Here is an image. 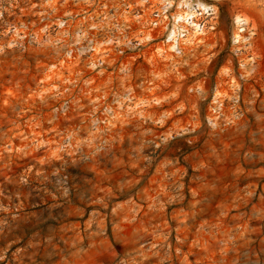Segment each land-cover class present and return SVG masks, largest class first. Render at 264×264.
Masks as SVG:
<instances>
[{
    "label": "rangeland",
    "instance_id": "obj_1",
    "mask_svg": "<svg viewBox=\"0 0 264 264\" xmlns=\"http://www.w3.org/2000/svg\"><path fill=\"white\" fill-rule=\"evenodd\" d=\"M205 1L143 58L99 32L141 0H0V264H264V0Z\"/></svg>",
    "mask_w": 264,
    "mask_h": 264
},
{
    "label": "built area",
    "instance_id": "obj_2",
    "mask_svg": "<svg viewBox=\"0 0 264 264\" xmlns=\"http://www.w3.org/2000/svg\"><path fill=\"white\" fill-rule=\"evenodd\" d=\"M141 2V4L124 2L126 9L132 4L134 7L130 11L127 10L129 14L123 19L113 18L114 28L108 26L110 21L108 18L101 19L103 24L99 32L105 36L110 35L105 43L112 42L120 55L143 45L145 48L138 54L143 58L149 57L155 51H160L159 53L165 54L164 56L169 54L179 58L191 44L190 41L197 44L206 34L214 32L218 25L217 5L205 0H141ZM108 5V1L102 3L105 9ZM149 8L153 9L146 13ZM248 25L244 16L235 17L234 44L239 45L243 42V38L247 40L250 38L248 35V37L244 36ZM137 30L141 34L138 37L141 41L134 36ZM152 41H156V46H151ZM135 56L136 54L129 55L130 58ZM100 61L101 64L104 63L103 60ZM121 65L126 64L121 61L119 66ZM131 94L128 92V95ZM112 101H115V98Z\"/></svg>",
    "mask_w": 264,
    "mask_h": 264
},
{
    "label": "bare ground",
    "instance_id": "obj_3",
    "mask_svg": "<svg viewBox=\"0 0 264 264\" xmlns=\"http://www.w3.org/2000/svg\"><path fill=\"white\" fill-rule=\"evenodd\" d=\"M190 43H191V44H190V47H194V46L196 45V42H193V43H192V42L190 41ZM94 49H97V47H95ZM159 52H160V51H159ZM166 57H168V56H166ZM165 60H167V59L165 58Z\"/></svg>",
    "mask_w": 264,
    "mask_h": 264
}]
</instances>
